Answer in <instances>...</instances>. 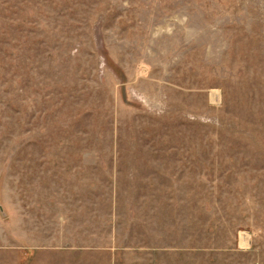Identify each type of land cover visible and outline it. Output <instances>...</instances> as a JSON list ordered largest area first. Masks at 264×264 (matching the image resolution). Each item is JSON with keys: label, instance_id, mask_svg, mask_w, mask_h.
Listing matches in <instances>:
<instances>
[{"label": "rangeland", "instance_id": "374dc122", "mask_svg": "<svg viewBox=\"0 0 264 264\" xmlns=\"http://www.w3.org/2000/svg\"><path fill=\"white\" fill-rule=\"evenodd\" d=\"M0 264H264V0H0Z\"/></svg>", "mask_w": 264, "mask_h": 264}]
</instances>
